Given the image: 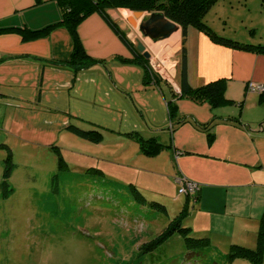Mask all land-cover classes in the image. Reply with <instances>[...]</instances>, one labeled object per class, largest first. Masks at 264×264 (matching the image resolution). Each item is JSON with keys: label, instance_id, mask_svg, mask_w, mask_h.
<instances>
[{"label": "crops", "instance_id": "1", "mask_svg": "<svg viewBox=\"0 0 264 264\" xmlns=\"http://www.w3.org/2000/svg\"><path fill=\"white\" fill-rule=\"evenodd\" d=\"M112 9L110 15L121 16L116 22L134 49L141 54L140 43L149 53L148 58L141 56L157 75V83H143L144 65L133 59V52L99 14L81 20L77 32L87 53L103 63L75 72L49 63L50 59H67L72 49V37L60 22L55 0H0V57L9 58L0 63V101L9 108L40 114L33 124L42 131L44 143L55 142L76 152L83 146L102 153L126 147L133 154L139 144L128 133L157 137L169 146L148 162L157 164L160 156L165 162L174 160V181L183 176L198 184L196 196H185L184 201L186 220L196 223L191 235L207 236L212 223L235 219L251 220L255 230L264 210V90L252 91L247 86H264V51L232 48L212 41L195 27L188 28L184 45L189 83L199 86L225 78L224 94L235 101L212 108L206 101L179 96L180 64L172 70L163 66L162 52L180 56L181 28L165 39L167 46L162 49L161 43L132 34L128 19L134 11ZM232 15L264 28V1L217 0L204 19L217 31L219 23L236 20ZM135 20L137 28L140 20ZM47 26L49 30L36 38H22L18 31ZM174 41L178 48L173 47ZM168 99L176 103L173 120L167 112ZM70 123L99 129L100 142L93 144L67 131ZM168 177L175 187L172 175ZM227 228L230 234L224 241L255 245V238L249 241L237 235L234 224Z\"/></svg>", "mask_w": 264, "mask_h": 264}, {"label": "rangeland", "instance_id": "2", "mask_svg": "<svg viewBox=\"0 0 264 264\" xmlns=\"http://www.w3.org/2000/svg\"><path fill=\"white\" fill-rule=\"evenodd\" d=\"M232 16L236 20L213 30L238 41L264 40L262 26ZM136 26L135 20L132 34L141 39ZM153 43L167 46L165 39ZM162 53L161 59L171 57ZM174 56L179 65L180 56ZM162 85L169 89L167 82ZM39 116L0 101V264H257L248 258L225 260L227 226L234 224L237 235L256 241L259 228L254 230L247 219L212 223L208 229L218 235L209 232L210 246L197 259H185L186 247L177 233L153 252L141 254L139 247L157 239L185 204V195L168 177L175 183L171 167L176 162L160 156L154 164L148 162L153 156L139 150L129 154L126 147L102 153L83 146L76 152L44 143L42 131L33 124ZM59 157L66 167L58 163ZM188 223L191 229L196 224L189 218L183 221ZM262 259L260 264L264 253Z\"/></svg>", "mask_w": 264, "mask_h": 264}, {"label": "trees", "instance_id": "3", "mask_svg": "<svg viewBox=\"0 0 264 264\" xmlns=\"http://www.w3.org/2000/svg\"><path fill=\"white\" fill-rule=\"evenodd\" d=\"M61 10L60 22L66 26L72 37V49L70 55L65 60L50 59L49 63L58 66H66L73 71H79L90 68L91 66L103 63L102 60L95 59L87 53L82 45L77 32V24L92 13L99 14L107 25L120 37L125 45L133 52V59L139 60L144 65L143 83H157L158 77L154 72H150L148 60L134 49V44L125 36V33L118 26L116 19L111 17L109 9L127 8L131 11L152 12L162 11L165 16L177 23L181 28V47H180V94L187 96L194 102L206 101L212 108L221 105H230L235 103L231 98L224 94L225 78H218L199 86H192L187 76V52L184 45L189 27H195L204 32L212 41L242 50L264 51V42L256 41H238L234 38L225 37L213 30L205 21L204 16L217 0H55ZM264 1V0H263ZM50 26L42 30H29L19 28L22 38H36L46 33ZM9 58L0 57V63ZM169 120L174 119L176 113V103L168 99L166 102ZM80 137L89 139L95 143L100 142L101 133L99 129H82L77 125L70 123L66 127ZM172 131V130H171ZM139 144L140 153L145 156H154L169 144L161 142L157 137H144L138 132L128 133ZM8 148V147H7ZM11 155V149L8 148V157ZM8 159V158H7ZM58 163L66 167L65 160L58 158ZM5 169L8 167L5 166ZM5 184V180L1 185ZM187 217V206H183L181 211L172 218L164 231L152 242L143 244L139 247L141 254L153 252L159 245L163 244L173 234L177 233L183 238L186 247L185 259L200 258L205 255L204 248L210 246V239L207 236L193 237L190 234L189 225L183 224ZM256 235L255 245L247 247L240 243H230L229 250L225 255L226 262H231L236 258H248L253 263H262L264 253V210L259 219V227ZM140 254V255H141Z\"/></svg>", "mask_w": 264, "mask_h": 264}, {"label": "water", "instance_id": "4", "mask_svg": "<svg viewBox=\"0 0 264 264\" xmlns=\"http://www.w3.org/2000/svg\"><path fill=\"white\" fill-rule=\"evenodd\" d=\"M133 15L135 18H140L138 29L143 37H147L151 42H157L163 39H168L172 33L179 31L180 26L168 19L162 11H152L143 17V12L134 11ZM129 22L134 26L135 21L129 17ZM137 49L145 57H149V53L143 50V46L137 43Z\"/></svg>", "mask_w": 264, "mask_h": 264}, {"label": "built area", "instance_id": "5", "mask_svg": "<svg viewBox=\"0 0 264 264\" xmlns=\"http://www.w3.org/2000/svg\"><path fill=\"white\" fill-rule=\"evenodd\" d=\"M163 59V66L165 70H172L178 65V61L174 59L173 57L166 56ZM248 89L252 91H263L264 86L263 85H257L253 83L248 84ZM178 154L176 153V156ZM175 182L178 187V193L181 195L189 196L193 198L196 196L198 192V184L194 182L193 180L187 179L183 176H177L175 177Z\"/></svg>", "mask_w": 264, "mask_h": 264}, {"label": "bare ground", "instance_id": "6", "mask_svg": "<svg viewBox=\"0 0 264 264\" xmlns=\"http://www.w3.org/2000/svg\"><path fill=\"white\" fill-rule=\"evenodd\" d=\"M137 19H139V18H137ZM134 20V19H133ZM135 21V20H134Z\"/></svg>", "mask_w": 264, "mask_h": 264}]
</instances>
